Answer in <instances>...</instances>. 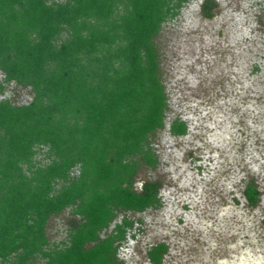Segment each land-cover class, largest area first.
Segmentation results:
<instances>
[{"label":"trees","instance_id":"trees-1","mask_svg":"<svg viewBox=\"0 0 264 264\" xmlns=\"http://www.w3.org/2000/svg\"><path fill=\"white\" fill-rule=\"evenodd\" d=\"M189 1L0 0V94L32 93L0 99V264H124L127 214L162 206L161 184L136 179L159 163L153 139L169 110L156 41ZM216 7L205 0L204 16ZM244 193L256 206V185ZM65 213L66 237L51 241ZM168 250L148 258L162 264Z\"/></svg>","mask_w":264,"mask_h":264},{"label":"rangeland","instance_id":"rangeland-1","mask_svg":"<svg viewBox=\"0 0 264 264\" xmlns=\"http://www.w3.org/2000/svg\"><path fill=\"white\" fill-rule=\"evenodd\" d=\"M204 1L187 2L156 41L169 110L153 139L159 163L142 168L136 187L159 182L162 206L127 214L135 225L119 250L124 264H153L148 252L162 243V264H264V0H214L210 19ZM6 88L0 99H32ZM176 118L186 135H171ZM69 219L51 221V241L65 239Z\"/></svg>","mask_w":264,"mask_h":264}]
</instances>
